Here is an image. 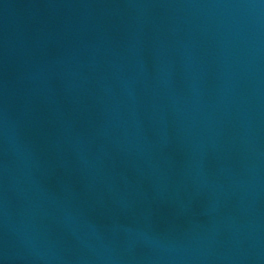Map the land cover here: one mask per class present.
<instances>
[{"label":"water","instance_id":"1","mask_svg":"<svg viewBox=\"0 0 264 264\" xmlns=\"http://www.w3.org/2000/svg\"><path fill=\"white\" fill-rule=\"evenodd\" d=\"M0 264H264V0H0Z\"/></svg>","mask_w":264,"mask_h":264}]
</instances>
